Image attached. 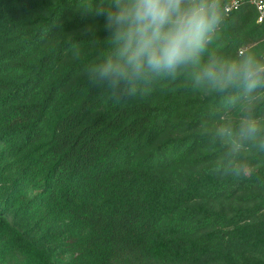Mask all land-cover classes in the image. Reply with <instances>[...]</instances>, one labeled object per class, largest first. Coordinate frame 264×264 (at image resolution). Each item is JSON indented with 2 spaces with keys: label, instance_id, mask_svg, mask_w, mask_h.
Segmentation results:
<instances>
[{
  "label": "trees",
  "instance_id": "16d2710c",
  "mask_svg": "<svg viewBox=\"0 0 264 264\" xmlns=\"http://www.w3.org/2000/svg\"><path fill=\"white\" fill-rule=\"evenodd\" d=\"M228 2L198 61L113 87L117 0H0V264H264V81L196 79L264 63L256 9Z\"/></svg>",
  "mask_w": 264,
  "mask_h": 264
},
{
  "label": "clouds",
  "instance_id": "9594fccd",
  "mask_svg": "<svg viewBox=\"0 0 264 264\" xmlns=\"http://www.w3.org/2000/svg\"><path fill=\"white\" fill-rule=\"evenodd\" d=\"M100 15L108 27H116V40L121 43L118 62L98 69L100 78L111 80L115 87L121 79L131 81L146 72L174 74L198 61V54L221 22L222 11L220 0H117L114 11ZM238 55L242 59L210 56L200 69L197 84L221 92L243 85L252 93L264 81V63L250 51ZM258 130L255 120L245 119L238 135L254 139ZM222 134L231 137V127L222 129ZM233 145L236 149L241 146L239 140Z\"/></svg>",
  "mask_w": 264,
  "mask_h": 264
},
{
  "label": "built area",
  "instance_id": "2783aa9c",
  "mask_svg": "<svg viewBox=\"0 0 264 264\" xmlns=\"http://www.w3.org/2000/svg\"><path fill=\"white\" fill-rule=\"evenodd\" d=\"M244 4H249L256 9L258 14L257 24L264 25V0H229L225 6V13L228 15L238 11Z\"/></svg>",
  "mask_w": 264,
  "mask_h": 264
}]
</instances>
